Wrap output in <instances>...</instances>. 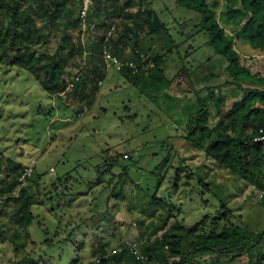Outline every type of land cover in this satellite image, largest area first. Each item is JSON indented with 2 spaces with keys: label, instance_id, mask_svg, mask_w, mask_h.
<instances>
[{
  "label": "rangeland",
  "instance_id": "rangeland-1",
  "mask_svg": "<svg viewBox=\"0 0 264 264\" xmlns=\"http://www.w3.org/2000/svg\"><path fill=\"white\" fill-rule=\"evenodd\" d=\"M148 1L179 44L160 66L169 78L179 73L162 91L172 94V98L163 93L155 95L156 99L149 97L119 71H106L101 66L98 75L102 76V83L93 107L80 109L84 99L77 90L67 88L61 95L52 96L33 74L0 62V179L10 168L6 157L23 166L34 160L33 178L38 185L30 190L34 199L42 202L33 207L26 250L39 263L72 264L77 258L82 264H92V249L99 239H110L112 247L126 239L137 241L142 228L138 222L147 216L141 213L142 209L155 208L154 197L171 205L168 208L174 212L180 211L178 218L188 226L220 209L218 199L223 197L234 215H241L245 226L253 231L264 228V200L259 201L256 189L216 168L212 159L182 137L193 112L185 108L192 102L188 96L192 94L185 95L192 86L188 79L203 84L189 70L210 78L211 74L221 75L225 61L214 60L213 49L205 43L208 35L196 32L199 18L194 12L179 7L175 0ZM140 3L144 8L142 0ZM222 4L221 1L217 13L223 9ZM36 18L39 24L45 21L38 15ZM65 20L68 21L66 15ZM113 22L116 30L112 39L129 53L130 44L121 41L129 36L119 38L120 17ZM66 29L77 37L70 24ZM101 34V28L93 25L88 35L98 41ZM144 39L152 47L147 52L152 66V56L159 51V45L148 37ZM234 45L242 64L251 73L264 75V51H256L238 40ZM86 60L87 55L77 62L83 66ZM80 66H69L66 76L73 75ZM181 67L189 68V77L187 72L180 71ZM219 82L212 80L213 84ZM222 90L230 96L229 86ZM210 108L213 125L216 118L211 104ZM124 153L133 157L123 159ZM115 158L120 165L110 163ZM178 164L183 170L177 173ZM189 172H207L218 190H206L195 175L186 176ZM150 222L151 219L144 221L148 229L152 228L147 225ZM54 232L57 233L53 241L61 239L65 243L52 247V254L45 255L41 251L43 240L51 238ZM69 232L70 239L64 240ZM13 257L12 246L7 242L0 244V264H12ZM214 259L213 254H204L186 264H245L244 258L223 263Z\"/></svg>",
  "mask_w": 264,
  "mask_h": 264
},
{
  "label": "trees",
  "instance_id": "trees-1",
  "mask_svg": "<svg viewBox=\"0 0 264 264\" xmlns=\"http://www.w3.org/2000/svg\"><path fill=\"white\" fill-rule=\"evenodd\" d=\"M175 1L179 7L194 12L199 18L196 32L208 35L205 43L213 49L214 60L225 61L221 75L211 74L210 78L201 77L200 73L189 68H180V71L187 72L188 77L189 70L194 73L195 79L203 82L199 85L200 81L195 83L188 79L192 86L185 95L192 94L188 95L192 102L185 108L193 112L182 137L212 159L216 168L224 169L254 189L261 190V202L264 200V150L260 143L253 141V137L264 123V86H259L264 84V75L251 73L242 64L234 44L238 40L256 51H264V0ZM221 1L223 9L217 13ZM142 2L145 7L141 9L140 0H99L86 15L87 27L83 30L77 17L76 0H0V62L33 74L40 86L52 96L66 92L69 82L73 81L71 88L84 99L80 109L89 110L102 83V76L98 75L99 68H104L102 34L115 24L114 18L120 17L119 38L121 35L123 39L129 36L121 41L124 45L130 44V51L125 53L124 47H118L112 38L106 47L122 60L139 63V53L147 55L152 50L144 38L158 42L159 51L152 56V66L144 68L139 64L136 72L126 67L119 70L133 86L144 89L149 97L156 99L155 95L166 91L179 75L177 72L169 78L160 67L179 44L172 38L170 28L159 12L150 5L151 1ZM36 15L45 21L39 24ZM69 24L71 29H75L76 38L72 30L69 32L66 29ZM93 25L101 28L102 36L98 41L88 35ZM86 55L87 60L80 66L77 61ZM148 62L150 59L147 57L144 63ZM75 65L80 68L67 77L68 67ZM212 80L220 82L213 84ZM226 86L231 89L229 97L222 90ZM163 94L168 99L174 97ZM210 104L216 118L213 125H210ZM132 157L129 153L122 156L123 159ZM5 160L10 168L0 179V196H5L0 203V244L7 242L12 246V264H42L26 250L29 227L34 219L33 207L42 202L35 200L30 190L38 182L33 178L32 170L26 185L15 196L13 192L19 185L18 177L27 165L13 162L9 157ZM110 163L120 165L117 158ZM177 167V173L183 170L179 164ZM201 173L189 172L186 176L193 178L195 175L206 190H218L214 179L209 178L207 172ZM179 178L178 174L176 179ZM218 202L220 209L188 226L178 218L180 211L174 212L168 208L171 205L160 203L154 197L156 207L142 209L141 213L147 216L139 220V228H142L135 240L146 260L137 259L125 248L113 252L116 247H112L110 239L105 238L99 239V244L93 247L92 264H186L204 254H213V261L217 263L244 258L245 264H264V228L256 231L249 229L241 221L240 214L234 215V210L227 206L223 197H219ZM232 217H235L234 220ZM147 219H151L147 224L152 226L151 229L144 225ZM57 232L43 240V254H52V247L65 243L61 239L53 241ZM70 232L64 240L70 239ZM72 264L82 262L74 258Z\"/></svg>",
  "mask_w": 264,
  "mask_h": 264
},
{
  "label": "built area",
  "instance_id": "built-area-1",
  "mask_svg": "<svg viewBox=\"0 0 264 264\" xmlns=\"http://www.w3.org/2000/svg\"><path fill=\"white\" fill-rule=\"evenodd\" d=\"M78 4V10H77V17L79 19V23L81 25V28L84 30L87 27L86 24V15L90 11V9L97 3L99 0H76ZM104 1V0H102ZM116 30V25L112 24L110 25L106 31L103 33V40H104V46L102 50V60L104 63V69L106 71L110 69L114 70H121L122 68L126 67L128 69H131L133 72H136L139 69V64H141L144 68L149 67L150 63H144L147 59V55L143 52L139 53V63H136L132 60H122L117 55L113 54L111 51H109L106 47V43L113 37ZM75 79H77V76H75ZM74 83L73 81L69 82L68 88L73 87ZM254 142H258L262 145L264 150V123L258 128V131L256 135L253 137ZM34 160L31 161L22 171V173L18 177L19 185L17 189L13 192L15 196H18L19 190L21 187L26 185L27 178L32 173ZM256 194L258 195V198L260 199L263 195V192L261 190H256ZM5 196H0V203L4 200ZM121 248L127 249L130 253H132L137 259L139 260H146V255H144L138 246V243L134 240H124L122 241L121 245L114 248L112 251H119ZM98 260V259H97Z\"/></svg>",
  "mask_w": 264,
  "mask_h": 264
}]
</instances>
